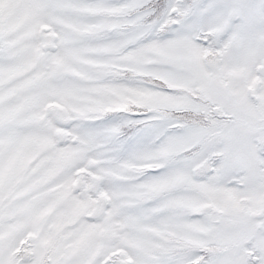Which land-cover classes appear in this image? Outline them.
I'll return each mask as SVG.
<instances>
[{"label": "snow or ice", "instance_id": "snow-or-ice-1", "mask_svg": "<svg viewBox=\"0 0 264 264\" xmlns=\"http://www.w3.org/2000/svg\"><path fill=\"white\" fill-rule=\"evenodd\" d=\"M0 264H264V0H0Z\"/></svg>", "mask_w": 264, "mask_h": 264}]
</instances>
